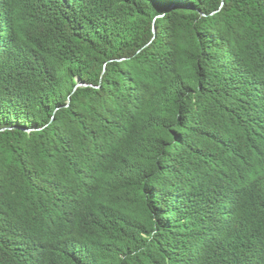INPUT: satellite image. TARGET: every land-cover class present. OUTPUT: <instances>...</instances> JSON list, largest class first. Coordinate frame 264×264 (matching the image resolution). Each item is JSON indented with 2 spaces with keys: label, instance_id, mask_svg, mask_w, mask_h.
<instances>
[{
  "label": "trees",
  "instance_id": "1",
  "mask_svg": "<svg viewBox=\"0 0 264 264\" xmlns=\"http://www.w3.org/2000/svg\"><path fill=\"white\" fill-rule=\"evenodd\" d=\"M0 264H264V0H0Z\"/></svg>",
  "mask_w": 264,
  "mask_h": 264
}]
</instances>
